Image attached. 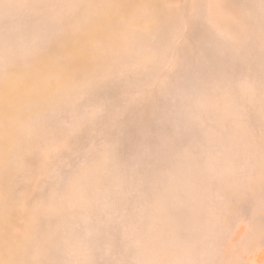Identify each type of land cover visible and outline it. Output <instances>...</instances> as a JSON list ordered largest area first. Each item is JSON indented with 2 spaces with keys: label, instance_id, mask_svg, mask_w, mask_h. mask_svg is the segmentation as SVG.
Returning a JSON list of instances; mask_svg holds the SVG:
<instances>
[{
  "label": "rangeland",
  "instance_id": "374dc122",
  "mask_svg": "<svg viewBox=\"0 0 264 264\" xmlns=\"http://www.w3.org/2000/svg\"><path fill=\"white\" fill-rule=\"evenodd\" d=\"M0 264H264V0H0Z\"/></svg>",
  "mask_w": 264,
  "mask_h": 264
}]
</instances>
